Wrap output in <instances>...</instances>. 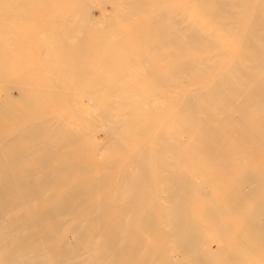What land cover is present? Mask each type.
Segmentation results:
<instances>
[{"label":"bare ground","instance_id":"obj_1","mask_svg":"<svg viewBox=\"0 0 264 264\" xmlns=\"http://www.w3.org/2000/svg\"><path fill=\"white\" fill-rule=\"evenodd\" d=\"M0 264H264V0H0Z\"/></svg>","mask_w":264,"mask_h":264}]
</instances>
